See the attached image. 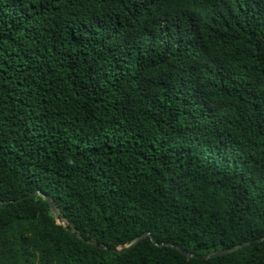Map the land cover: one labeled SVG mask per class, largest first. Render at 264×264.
<instances>
[{
    "label": "trees",
    "instance_id": "1",
    "mask_svg": "<svg viewBox=\"0 0 264 264\" xmlns=\"http://www.w3.org/2000/svg\"><path fill=\"white\" fill-rule=\"evenodd\" d=\"M0 264H264V0H0Z\"/></svg>",
    "mask_w": 264,
    "mask_h": 264
},
{
    "label": "water",
    "instance_id": "2",
    "mask_svg": "<svg viewBox=\"0 0 264 264\" xmlns=\"http://www.w3.org/2000/svg\"><path fill=\"white\" fill-rule=\"evenodd\" d=\"M52 209H53L54 213L57 212L56 205L53 204V203H52ZM146 238H151L152 242L155 244V240H154L149 234H147V235L142 236L140 239H138V241L135 242L134 244H132V245H130L129 247H127L126 249H124V251L129 250L130 248H132L133 246H135L137 243H139L140 241H142L143 239H146ZM178 250H179V249H178ZM236 250H237V248H234V249H232V250H230V251L220 252V253H218V254H215V255H212V256H208V257H197V256H192V255H189V254H187V253H185V252H183V251H181V250H179V251H180L184 256H186V257L189 258V259L196 258V259L205 260V259H209V258H213V257H218V256H222V255L230 254V253H232V252H234V251H236Z\"/></svg>",
    "mask_w": 264,
    "mask_h": 264
}]
</instances>
